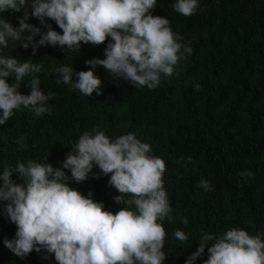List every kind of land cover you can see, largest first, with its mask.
Returning a JSON list of instances; mask_svg holds the SVG:
<instances>
[{"label": "trees", "instance_id": "16d2710c", "mask_svg": "<svg viewBox=\"0 0 264 264\" xmlns=\"http://www.w3.org/2000/svg\"><path fill=\"white\" fill-rule=\"evenodd\" d=\"M171 4L157 0L152 15L167 17L192 51L155 89L116 81L102 66L94 69L102 81L100 95L85 97L70 85L57 84L55 67L89 70L85 61L103 59L107 40L96 46L82 43L78 50L45 46L35 54L19 45L3 49L4 55L21 62L41 64L34 75L52 99L51 114L35 118L27 109L14 110L0 125V170L4 162L15 167L29 159L43 163L46 156L47 163L61 168L72 151L69 143L85 131L99 129L109 138L134 133L165 162L164 187L176 219L163 224L164 264H185L203 232L218 236L240 228L250 235L264 233V0H199L190 16L173 11ZM3 15L17 26L23 13ZM26 22L47 30L34 17ZM46 23L62 34L54 21ZM29 80L20 86L23 94H29ZM62 170L71 177L69 170ZM201 178L210 182L211 191L197 187ZM12 179L23 183L16 174ZM108 179L94 166L88 179L77 183L70 178L69 186L85 196L91 192L105 210L115 213L124 205L114 201L119 193ZM180 217L187 218V225ZM177 229L188 235L186 241L175 239ZM15 231L0 210V264H56L43 250L24 258L14 255L3 241L13 239ZM207 257L205 248L196 264Z\"/></svg>", "mask_w": 264, "mask_h": 264}, {"label": "clouds", "instance_id": "9594fccd", "mask_svg": "<svg viewBox=\"0 0 264 264\" xmlns=\"http://www.w3.org/2000/svg\"><path fill=\"white\" fill-rule=\"evenodd\" d=\"M157 0H0V125L13 117L14 110L27 109L35 118L51 114L52 95L41 90V64L31 59L21 62L4 55L11 44L33 54L40 47L57 46L78 50L82 43L92 46L108 41L104 58L85 61L87 71L75 72L72 65L54 68L57 84L70 85L82 95L102 93V81L94 69L102 66L116 81L132 87L155 89L161 77L174 75L175 67L191 47L172 30L167 17L153 16ZM199 0H172L173 11L184 16L196 13ZM12 11L23 13L14 26L4 17ZM34 17L41 27L27 23ZM46 20L54 21L62 34ZM38 37V39H37ZM73 76L76 77L73 81ZM11 77V83L8 78ZM26 77L29 94L19 89ZM72 146L61 168L34 160L7 162L0 170V210L16 226L13 239L4 246L17 257L32 251L52 254L56 264H164L165 220L174 222L168 193L164 187L165 162L154 156L150 144L134 133L109 138L104 131H85ZM191 162V157H188ZM108 176V184L119 195L124 207L113 213L103 202L81 194L69 186L88 179L93 167ZM62 169L70 171L71 177ZM16 174L23 183H16ZM95 175V174H93ZM250 175V174H249ZM197 187L211 191L210 182L201 178ZM127 197V198H126ZM187 225L186 217H180ZM175 239L188 235L175 230ZM198 247L185 260L196 264L207 248L203 264H264V233L250 235L231 228L216 236L201 233Z\"/></svg>", "mask_w": 264, "mask_h": 264}]
</instances>
